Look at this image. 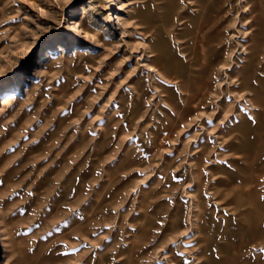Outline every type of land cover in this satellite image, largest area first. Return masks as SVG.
Here are the masks:
<instances>
[{
  "label": "rangeland",
  "instance_id": "374dc122",
  "mask_svg": "<svg viewBox=\"0 0 264 264\" xmlns=\"http://www.w3.org/2000/svg\"><path fill=\"white\" fill-rule=\"evenodd\" d=\"M6 94L0 264H264V0H0Z\"/></svg>",
  "mask_w": 264,
  "mask_h": 264
},
{
  "label": "bare ground",
  "instance_id": "6f19581e",
  "mask_svg": "<svg viewBox=\"0 0 264 264\" xmlns=\"http://www.w3.org/2000/svg\"><path fill=\"white\" fill-rule=\"evenodd\" d=\"M221 5V4H220ZM216 9H218V8H216ZM216 9H215V11H216ZM83 11H84V13H86V11H87V8H86V6H84L83 7ZM214 11V10H213ZM216 14V13H215ZM214 17H215V15H214ZM79 19H80V16H79ZM214 21V20H213ZM75 24L73 25V27H72V30H77V25H78V21H76V22H74ZM196 40H198V39H196ZM193 46H194V44H192ZM205 45V44H204ZM40 59V58H39ZM39 61H41V60H39ZM165 68V67H164ZM246 80V79H245ZM11 97V94H6L5 96H2L1 98H0V101H1V105L4 107V106H6L9 102H10V98ZM242 191V190H241ZM256 207V206H255ZM250 219V218H249ZM254 239V238H253Z\"/></svg>",
  "mask_w": 264,
  "mask_h": 264
}]
</instances>
